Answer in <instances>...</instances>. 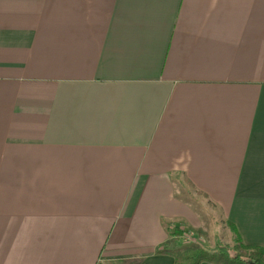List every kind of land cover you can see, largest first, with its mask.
Here are the masks:
<instances>
[{"label": "crops", "instance_id": "obj_1", "mask_svg": "<svg viewBox=\"0 0 264 264\" xmlns=\"http://www.w3.org/2000/svg\"><path fill=\"white\" fill-rule=\"evenodd\" d=\"M224 227L264 248V0H0V264Z\"/></svg>", "mask_w": 264, "mask_h": 264}, {"label": "trees", "instance_id": "obj_2", "mask_svg": "<svg viewBox=\"0 0 264 264\" xmlns=\"http://www.w3.org/2000/svg\"><path fill=\"white\" fill-rule=\"evenodd\" d=\"M172 235L181 231L174 228ZM176 240L165 243L159 252H168L174 256V264H200L202 261L214 264H264V248L244 244L238 234L230 244L219 243L215 249H208L199 244L194 246H175Z\"/></svg>", "mask_w": 264, "mask_h": 264}, {"label": "rangeland", "instance_id": "obj_3", "mask_svg": "<svg viewBox=\"0 0 264 264\" xmlns=\"http://www.w3.org/2000/svg\"><path fill=\"white\" fill-rule=\"evenodd\" d=\"M218 222L220 223V224H223V222L219 219L218 220ZM226 227H224V230L222 229H220L221 230V232L220 233H217L218 235H216L215 236V239L214 240H211L212 238H210L209 239V237L208 236H210V235H207L206 233L204 234L205 236H203V238H202V240H194V241H189V242H187V243H185L186 242V240H181V241H178V244L176 245V244H174L175 246H194L195 245V243L194 242H199V243H201L205 248L207 247L208 249H212L211 247H213L214 248V245H215V243L216 242H218V241H229V240H226V231H228V229H225ZM218 230H219V228H218ZM192 242V243H191ZM189 243H191L190 245H189Z\"/></svg>", "mask_w": 264, "mask_h": 264}, {"label": "built area", "instance_id": "obj_4", "mask_svg": "<svg viewBox=\"0 0 264 264\" xmlns=\"http://www.w3.org/2000/svg\"><path fill=\"white\" fill-rule=\"evenodd\" d=\"M182 240H185V238H183Z\"/></svg>", "mask_w": 264, "mask_h": 264}]
</instances>
